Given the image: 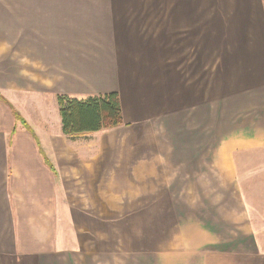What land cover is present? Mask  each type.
Instances as JSON below:
<instances>
[{"label": "crops", "instance_id": "0c3cea01", "mask_svg": "<svg viewBox=\"0 0 264 264\" xmlns=\"http://www.w3.org/2000/svg\"><path fill=\"white\" fill-rule=\"evenodd\" d=\"M113 3L0 0V264L264 256V0H156L146 54ZM111 93L63 134L57 96Z\"/></svg>", "mask_w": 264, "mask_h": 264}, {"label": "trees", "instance_id": "16d2710c", "mask_svg": "<svg viewBox=\"0 0 264 264\" xmlns=\"http://www.w3.org/2000/svg\"><path fill=\"white\" fill-rule=\"evenodd\" d=\"M56 102L62 132L66 136L106 130L121 123L119 99L115 93L89 96L82 100L59 95ZM14 116L25 125L24 120L15 111Z\"/></svg>", "mask_w": 264, "mask_h": 264}, {"label": "rangeland", "instance_id": "374dc122", "mask_svg": "<svg viewBox=\"0 0 264 264\" xmlns=\"http://www.w3.org/2000/svg\"><path fill=\"white\" fill-rule=\"evenodd\" d=\"M163 0H158V4H162ZM156 0H114L116 18L124 22V27H128L131 37L134 39V46L138 48L137 52L146 54L152 48V32L160 25L155 26V14L153 6ZM161 2V3H160ZM160 23L162 14L158 15ZM136 39L138 41H136ZM226 264H230L229 260L225 259ZM255 262V263H254ZM234 264H264V256L256 258L241 259Z\"/></svg>", "mask_w": 264, "mask_h": 264}]
</instances>
